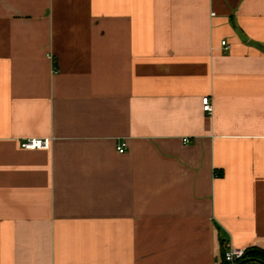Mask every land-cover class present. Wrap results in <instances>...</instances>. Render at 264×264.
<instances>
[{
  "label": "crops",
  "instance_id": "1",
  "mask_svg": "<svg viewBox=\"0 0 264 264\" xmlns=\"http://www.w3.org/2000/svg\"><path fill=\"white\" fill-rule=\"evenodd\" d=\"M227 245L264 249V0H0V264Z\"/></svg>",
  "mask_w": 264,
  "mask_h": 264
},
{
  "label": "built area",
  "instance_id": "2",
  "mask_svg": "<svg viewBox=\"0 0 264 264\" xmlns=\"http://www.w3.org/2000/svg\"><path fill=\"white\" fill-rule=\"evenodd\" d=\"M222 46L225 51L230 49V44L224 40L222 41ZM203 110L207 112V114L211 115L213 113V105L212 101L206 100L203 105ZM185 142L188 139H184ZM51 140L48 138H28L21 142V146L24 149H48L50 148ZM126 149V143H121L118 145L117 150L120 153H124ZM245 254V249L237 248L232 245H227L225 250V260L229 264H237L240 259L243 258Z\"/></svg>",
  "mask_w": 264,
  "mask_h": 264
},
{
  "label": "trees",
  "instance_id": "3",
  "mask_svg": "<svg viewBox=\"0 0 264 264\" xmlns=\"http://www.w3.org/2000/svg\"><path fill=\"white\" fill-rule=\"evenodd\" d=\"M225 250L226 248L223 246L221 251V263L219 264H229L225 260ZM237 264H264V249L258 247L246 249L243 258L240 259Z\"/></svg>",
  "mask_w": 264,
  "mask_h": 264
},
{
  "label": "rangeland",
  "instance_id": "4",
  "mask_svg": "<svg viewBox=\"0 0 264 264\" xmlns=\"http://www.w3.org/2000/svg\"><path fill=\"white\" fill-rule=\"evenodd\" d=\"M221 263V262H220Z\"/></svg>",
  "mask_w": 264,
  "mask_h": 264
}]
</instances>
